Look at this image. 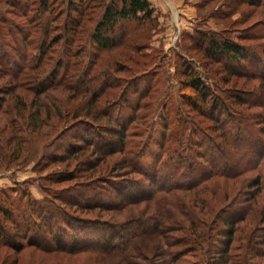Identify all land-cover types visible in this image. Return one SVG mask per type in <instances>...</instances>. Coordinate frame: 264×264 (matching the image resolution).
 <instances>
[{"label": "rangeland", "instance_id": "374dc122", "mask_svg": "<svg viewBox=\"0 0 264 264\" xmlns=\"http://www.w3.org/2000/svg\"><path fill=\"white\" fill-rule=\"evenodd\" d=\"M107 1L0 0V200L6 205L11 201L13 216L23 215V221L28 215L25 193L44 204L46 199L60 204L59 193L67 195V187L87 179L80 174H98L99 168L104 177L126 174L127 168L122 171L118 166L125 158H139L151 166L147 155L159 151L157 141L166 126L172 128L175 142L163 151L172 155L189 153L187 145L195 139L204 148L226 142L217 122L230 134L242 127L264 138L258 130L264 128V0H149L151 17L121 21L114 44L103 47L92 38ZM205 34L235 39L260 61L244 66L245 72L230 68L206 54L201 40ZM190 76L225 101L227 108L218 120L198 99ZM234 95L240 100H232ZM108 124L125 130L123 151H114L120 147L115 140L106 143L105 133L110 134L112 127ZM87 158L98 161V168ZM242 167L232 177L215 175L194 187L193 181L175 177L186 187L157 191L135 210L131 206L108 210L117 212L119 220L132 218L137 232L143 227L133 223L143 218H135L156 210L172 213L184 223L185 212L212 225L217 221L216 229L207 230L208 252L205 244L169 246L167 240H178L182 233L166 222L159 226L160 235L132 238L134 249L125 253V259L111 251L67 253L28 244L15 251L0 239V264H169V250L178 251L184 259L181 264H213L218 235H226L223 217L235 219L245 206L264 204L263 190L252 193L251 203L246 200L257 189L251 186L254 178L264 176V165ZM62 170L78 174L59 181L56 175ZM144 205L151 212L142 211ZM10 222L4 220L12 234L17 229ZM242 226L243 222L235 226V238L242 236L238 230ZM256 227L264 231L261 224ZM21 230L25 232L24 225ZM240 241H233L229 252L237 253ZM258 262L264 257H254L253 264Z\"/></svg>", "mask_w": 264, "mask_h": 264}, {"label": "trees", "instance_id": "16d2710c", "mask_svg": "<svg viewBox=\"0 0 264 264\" xmlns=\"http://www.w3.org/2000/svg\"><path fill=\"white\" fill-rule=\"evenodd\" d=\"M76 3L81 4V2ZM74 9H76L75 5L70 11ZM152 11L153 8L149 0H110L105 2L93 30L94 44L103 47L113 45L115 29L121 21L149 19ZM201 40L208 56L215 57L219 61L224 60L226 64L230 65V68L233 67L235 70L245 72L244 66H251L260 61L256 54L235 39L205 34ZM189 80L195 91L198 92V99L208 104L209 112L216 114L217 120L222 117L225 108H227L225 101L211 94L206 85L195 76H190ZM231 98L232 100H240L241 97L234 95ZM191 102L194 101L191 100ZM195 108H198V105H195ZM216 124L220 125L218 127L221 129L220 136L226 142L223 144L214 142L213 147L204 148L205 145L195 139L194 144L188 143L187 145L191 148L190 150L187 149L189 153L178 152L176 155H172V152L165 153L163 151L172 141L175 142V139L172 140V135H174L172 128L164 127L162 138L157 141L159 151H150L147 155L152 158L151 166L146 165L139 158H134L133 161L130 158H125L119 163L118 166L122 171L127 168L128 173L138 174L139 177H128L129 175L125 171L123 173L126 174L116 173L115 177H104L101 174L102 168H99L98 174H95L96 171L87 175L80 174V177L84 176L87 179L77 182L76 187H67L65 190L67 195L59 193L56 198L60 200V204H55L52 199L51 201L46 199L48 203L44 204V201H38L30 193H25V209L28 210V215L24 221L23 215L13 216L14 208L12 206L14 205L11 201H9V205H6L0 200V239L9 244L15 251L21 249L24 244H28L42 250L58 249L67 253L86 250L111 251L117 255H124L122 258L125 259V253L129 249H134L132 238L143 234L160 235L162 233L159 226L163 227V225L171 223L168 228L173 227L172 230H179L182 236H179L178 240H167L169 246L182 242L186 246L193 245L204 248L202 245L205 244L204 249L208 252L211 245H209L210 234L207 230L208 228L216 229L215 223L217 221L212 225L194 213L185 212L186 223H184L181 218L172 213L167 214L156 210L153 214L135 218H143L137 223H133V225L143 227L137 232L132 227L131 221H134L132 218L119 220L117 219V212H108V210H127L128 206L135 210L137 208L135 205L138 206L141 202L153 199L157 191L171 192L186 187L187 183L176 179L177 177L193 181L192 187H194L200 181L215 175L232 177L234 176L233 172H240L242 166H247L249 169L255 165H264V138L260 135L251 134L248 129L242 127H239L238 131L235 129L230 134L220 122ZM108 126L112 127L109 129L111 130L110 134L105 133L106 137H109L106 143L115 140V143L119 144L120 147L114 151H123L124 141L121 137L125 130L116 127V125L108 124ZM258 130L264 134V128L260 127ZM249 134H251L250 139ZM85 161L90 166L94 165V168L99 166L96 165L98 164L96 160L87 158ZM250 161H254L253 165L250 164ZM236 163H239L240 167H235ZM84 166L83 168H85ZM75 174L78 173L72 170H62L56 175V178L59 181L70 180L76 177ZM140 178L143 179L139 180ZM97 180L101 181L95 185ZM251 186L257 189H253L250 195H247L246 200L249 203L252 202L251 196L256 190H263L264 192V176L255 177ZM2 193L5 194L4 191ZM71 208L72 210H70ZM141 208H143L142 211L151 212L148 205ZM16 209L19 210L20 208L17 207ZM251 210L253 211L251 212ZM128 211L131 212V210ZM262 212H264V204L261 207H253V209L251 206H245V209L242 208L241 213L235 219L223 217L221 223L226 228L224 231L226 235H218L217 241L220 243L216 245V253L211 255L215 256L213 264H253L254 257H264V231H259L256 227L257 224L264 227V213L262 214ZM104 214L107 217H104ZM257 215L260 216L259 219L256 218ZM8 219H10L13 229H17L12 234L8 233V226L4 223V220ZM240 222H243V226L238 230L242 236L235 238L233 235L235 226ZM22 225L25 226L24 233L21 230ZM246 225H250V228ZM114 239H119L120 242L115 243ZM235 240L241 241L237 245L239 251L234 254L229 252V247ZM177 252L168 251L169 264H181L184 261L182 257L176 254ZM179 254L184 255L183 252ZM256 264H264V262Z\"/></svg>", "mask_w": 264, "mask_h": 264}]
</instances>
